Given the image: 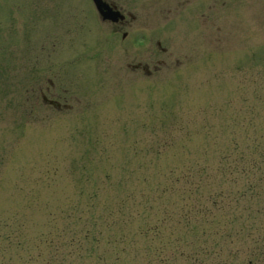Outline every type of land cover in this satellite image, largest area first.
<instances>
[{"label": "rangeland", "instance_id": "rangeland-1", "mask_svg": "<svg viewBox=\"0 0 264 264\" xmlns=\"http://www.w3.org/2000/svg\"><path fill=\"white\" fill-rule=\"evenodd\" d=\"M110 1L134 15L120 31L151 30L164 53L130 52L90 0H0V264H194L171 255L197 236L185 205L253 184L252 198L202 213L242 233L207 225L215 240L180 249L197 264H264L252 239L264 179L217 171L264 145V0ZM150 60L162 65L149 75L125 66ZM46 87L66 108L43 105ZM161 220L163 238L137 236Z\"/></svg>", "mask_w": 264, "mask_h": 264}, {"label": "trees", "instance_id": "trees-1", "mask_svg": "<svg viewBox=\"0 0 264 264\" xmlns=\"http://www.w3.org/2000/svg\"><path fill=\"white\" fill-rule=\"evenodd\" d=\"M260 157V161H261V163L263 164V165H257L256 164V162H257V159ZM239 166V165H238ZM241 166V165H240ZM235 170H236V167L234 168ZM254 173H258V176L259 175H264V154L263 155H261V153H257V152H251V156L249 157V159H248V166H247V170H244V169H242L240 172H239V174H244V175H253ZM250 185H248V188H249V197H253L254 196V193H253V191H252V188L251 187H249ZM254 187V186H253ZM237 194V193H236ZM236 194H234V195H236ZM216 196H219L218 198H216L215 200L213 199V200H211V206H210V208H213V207H216V208H222V206H223V201H226V197H224V196H228V193H222V194H218V195H216ZM233 196V195H232ZM246 197H247V195H246V193H240V194H238V198L239 199H243V198H245L246 199ZM262 205L264 206V199L262 200ZM227 207V206H226ZM204 206L202 207V209H200L199 211H197V212H199L200 214H202L203 212H205L204 211ZM195 213V212H194ZM209 213V215H210V212H208ZM211 216V215H210ZM256 222H258V221H256L255 219H253L251 222H250V224H252V223H256ZM213 223V221L210 223V224H212ZM217 223V225H218V227H220L221 225H223V226H225V227H227V225L226 224H220V223H218V222H216ZM229 226V225H228ZM241 226V225H240ZM239 226V227H240ZM250 226V225H249ZM230 230H231V232H234V234H236V228H233L232 226H230ZM151 230H153V232H154V234H156L155 232H158L159 230H158V226H155V227H152L151 228V226L149 227V226H144V227H142V228H139V230H138V234L140 235V236H142V237H148V235L150 234V231ZM203 233V235L205 234V232H202ZM216 234H217V232H216ZM216 234H214V236H216ZM230 237V236H229ZM227 235H225L224 236V238L226 239V238H229ZM264 236L262 235V236H257L256 238H255V243L257 244L258 242L256 241L257 239H262L261 240V242L262 241H264V238H263ZM261 255L263 254V252H261L260 253Z\"/></svg>", "mask_w": 264, "mask_h": 264}, {"label": "flooded vegetation", "instance_id": "flooded-vegetation-1", "mask_svg": "<svg viewBox=\"0 0 264 264\" xmlns=\"http://www.w3.org/2000/svg\"><path fill=\"white\" fill-rule=\"evenodd\" d=\"M106 1H107V0H106ZM107 2H108V3H111L110 0H108ZM119 10H120V12H122L121 9H119ZM128 17H129L130 19H134V17L131 16V15H128ZM123 21H124V19H123L122 21L118 22V25H121V24L125 23V22H123Z\"/></svg>", "mask_w": 264, "mask_h": 264}, {"label": "water", "instance_id": "water-1", "mask_svg": "<svg viewBox=\"0 0 264 264\" xmlns=\"http://www.w3.org/2000/svg\"><path fill=\"white\" fill-rule=\"evenodd\" d=\"M94 3H95V5H96V7H97L98 9H100V7H101L100 0H94Z\"/></svg>", "mask_w": 264, "mask_h": 264}]
</instances>
